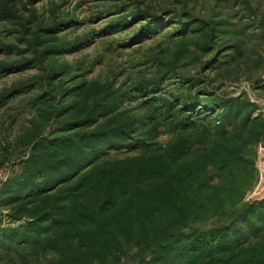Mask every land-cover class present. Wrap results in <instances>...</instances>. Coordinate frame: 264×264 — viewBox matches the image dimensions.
Here are the masks:
<instances>
[{
  "label": "trees",
  "instance_id": "obj_1",
  "mask_svg": "<svg viewBox=\"0 0 264 264\" xmlns=\"http://www.w3.org/2000/svg\"><path fill=\"white\" fill-rule=\"evenodd\" d=\"M29 8L21 16L0 4V22H16L17 44L7 47L19 57L2 70L37 72L4 98L35 92L41 119L56 128L34 136L20 173L0 185V261L50 254L44 264H264V198L244 202L264 144L257 105L196 76L185 81L201 86L194 94L149 99L144 107L158 115L130 116L124 104L157 93L161 77L122 92L55 68V57L89 37L62 43L57 35L74 23ZM170 14L182 32L198 34L209 55L201 70L227 52L215 42L220 24L184 9H139L111 25L145 22L150 34ZM162 135L172 138L159 145ZM109 151L134 155L111 159Z\"/></svg>",
  "mask_w": 264,
  "mask_h": 264
},
{
  "label": "rangeland",
  "instance_id": "obj_2",
  "mask_svg": "<svg viewBox=\"0 0 264 264\" xmlns=\"http://www.w3.org/2000/svg\"><path fill=\"white\" fill-rule=\"evenodd\" d=\"M0 4L21 16L31 6L45 19L54 16L58 21H72V27L57 35L62 43L89 37L88 46L76 47L69 54L54 58L52 64L59 70L84 73L85 80L109 83L122 92L161 77L157 93L138 94L124 104L122 111L130 116L147 119L158 115L155 106L144 107L149 99L194 94L201 86L190 88L185 81L196 76L209 83V89L226 95L245 93L248 99L264 107V0H34L33 5L30 0H0ZM139 9L158 13L184 9L204 21L219 23L215 42L229 48L211 68L201 70L209 55L201 52L198 34L182 32L172 14L165 16L160 26H151L150 34L142 30L145 22L128 27L111 25ZM16 29V22H0V170L7 172L9 178L22 170L34 136L56 128L41 119L40 107L33 102L35 92L4 98L13 87L37 76L31 68L19 73L2 70L3 63L19 59L7 47L17 44ZM261 79L263 82L258 84ZM171 138L162 135L155 142L165 145ZM193 142V151L197 152L200 141L195 137ZM132 155L108 152L111 159ZM255 187L256 183L246 194ZM50 258V254L25 260L15 258L11 264H44ZM0 264L9 263L2 260ZM121 264L134 263L123 260Z\"/></svg>",
  "mask_w": 264,
  "mask_h": 264
},
{
  "label": "built area",
  "instance_id": "obj_3",
  "mask_svg": "<svg viewBox=\"0 0 264 264\" xmlns=\"http://www.w3.org/2000/svg\"><path fill=\"white\" fill-rule=\"evenodd\" d=\"M251 103L257 105V114L264 119V107H259L258 104L249 99ZM255 167L257 170V182L256 187L252 192L248 193L244 197L245 202L259 201L264 198V144L258 143L256 145V159ZM8 173L0 170V185L3 184L8 179Z\"/></svg>",
  "mask_w": 264,
  "mask_h": 264
}]
</instances>
